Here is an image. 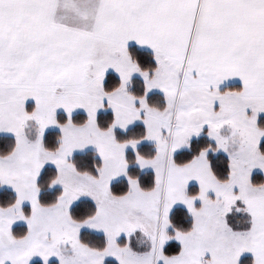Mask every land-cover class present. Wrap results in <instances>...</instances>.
<instances>
[{
    "label": "snow or ice",
    "instance_id": "snow-or-ice-1",
    "mask_svg": "<svg viewBox=\"0 0 264 264\" xmlns=\"http://www.w3.org/2000/svg\"><path fill=\"white\" fill-rule=\"evenodd\" d=\"M0 189V264H264V0H0Z\"/></svg>",
    "mask_w": 264,
    "mask_h": 264
},
{
    "label": "trees",
    "instance_id": "trees-1",
    "mask_svg": "<svg viewBox=\"0 0 264 264\" xmlns=\"http://www.w3.org/2000/svg\"><path fill=\"white\" fill-rule=\"evenodd\" d=\"M11 193L5 192L3 189H0V202H3L6 198H10ZM18 232L23 231L22 228L16 229ZM110 261H113V259H109Z\"/></svg>",
    "mask_w": 264,
    "mask_h": 264
},
{
    "label": "rangeland",
    "instance_id": "rangeland-1",
    "mask_svg": "<svg viewBox=\"0 0 264 264\" xmlns=\"http://www.w3.org/2000/svg\"><path fill=\"white\" fill-rule=\"evenodd\" d=\"M20 222H17V224H19ZM109 259H113L114 260V258H109Z\"/></svg>",
    "mask_w": 264,
    "mask_h": 264
}]
</instances>
